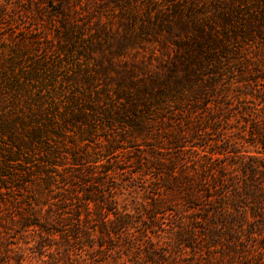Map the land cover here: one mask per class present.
<instances>
[{
	"label": "trees",
	"instance_id": "obj_1",
	"mask_svg": "<svg viewBox=\"0 0 264 264\" xmlns=\"http://www.w3.org/2000/svg\"><path fill=\"white\" fill-rule=\"evenodd\" d=\"M0 264H264V0H0Z\"/></svg>",
	"mask_w": 264,
	"mask_h": 264
}]
</instances>
